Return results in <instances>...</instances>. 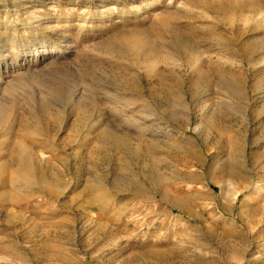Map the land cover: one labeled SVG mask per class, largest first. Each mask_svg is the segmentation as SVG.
<instances>
[{"label":"rangeland","instance_id":"374dc122","mask_svg":"<svg viewBox=\"0 0 264 264\" xmlns=\"http://www.w3.org/2000/svg\"><path fill=\"white\" fill-rule=\"evenodd\" d=\"M0 264H264V0H0Z\"/></svg>","mask_w":264,"mask_h":264},{"label":"bare ground","instance_id":"6f19581e","mask_svg":"<svg viewBox=\"0 0 264 264\" xmlns=\"http://www.w3.org/2000/svg\"><path fill=\"white\" fill-rule=\"evenodd\" d=\"M108 96V95H107ZM25 165V164H24ZM23 165V168L21 169L22 171H21V174H16V172L13 174L14 175V178H15V175H16V181H14L15 182V184H17V185H22V184H24V183H27V182H29V174L31 173L30 172V170H29V168L28 167H26V165L24 166ZM34 176V175H33ZM39 182V181H38ZM99 187V186H98ZM99 189V188H98ZM104 189V188H103ZM102 190V189H101Z\"/></svg>","mask_w":264,"mask_h":264}]
</instances>
